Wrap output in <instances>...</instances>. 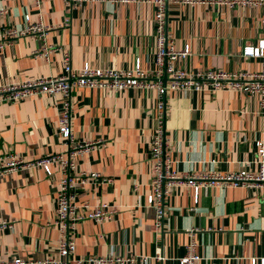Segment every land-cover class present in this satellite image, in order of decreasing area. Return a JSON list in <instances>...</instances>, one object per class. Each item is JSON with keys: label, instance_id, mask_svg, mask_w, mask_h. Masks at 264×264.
I'll return each instance as SVG.
<instances>
[{"label": "crops", "instance_id": "obj_1", "mask_svg": "<svg viewBox=\"0 0 264 264\" xmlns=\"http://www.w3.org/2000/svg\"><path fill=\"white\" fill-rule=\"evenodd\" d=\"M31 21L60 25L47 44L56 49L49 60L32 54L43 40L28 36L0 50V86L63 70L64 52L71 66L155 68L154 5L151 3H85L67 10L63 0H0V28H21ZM259 7L231 8L217 4L168 1L167 31L174 47H189L179 67L259 71L260 58L243 56L246 45L264 38ZM67 20V25H62ZM156 90L74 88L69 94L70 129L77 141L104 140L75 160L74 175L96 172L111 182L88 177L73 189L75 204L108 203L112 219H85L73 232L74 260L89 255L148 256L147 264H178L195 243L196 264H250L264 258V188L175 182L164 202L161 226L148 204L153 177L150 141L155 124ZM61 95L35 94L0 102V155L16 153L34 162L48 153L67 156L68 145L58 133ZM258 94L233 90L176 91L166 95V151L179 175L256 171L255 142L264 138V114ZM59 164L51 172L38 165L0 174V260L18 256L43 259L57 253L55 197ZM156 255L162 259H156Z\"/></svg>", "mask_w": 264, "mask_h": 264}, {"label": "built area", "instance_id": "obj_2", "mask_svg": "<svg viewBox=\"0 0 264 264\" xmlns=\"http://www.w3.org/2000/svg\"><path fill=\"white\" fill-rule=\"evenodd\" d=\"M169 0H63L67 10H75L85 3H104L114 5L127 3H151L154 5V47H155V69L150 72L141 67L137 60L132 68H92L87 64L76 70L71 66L70 54L64 52L63 70L58 76H44L20 83L0 86V102L22 100L35 94L61 95L58 133L68 145L67 156L62 153H48L35 160L26 162L16 153L0 155V174L11 172L20 167L28 165L41 166L46 173L51 172V166L59 164L61 177L55 197V220L54 225L58 229L57 253L43 259L21 258L18 256L7 260H0V264H69V257L74 253L75 243L73 232L76 225L85 219L96 222L112 219L116 210L108 203H100L91 206L87 201L77 205L72 200L73 189L76 183H84L88 177L98 179L100 182H111L110 178L102 177L99 173L87 174L81 172L74 175L72 172L76 166V158L91 149L94 145H104V140L90 142L77 141L70 129V101L69 94L74 88L107 89L119 92L128 88H145L156 90L155 124L150 141V156L152 160L153 177L151 192L147 196V202L156 213V226H161L164 215V202L170 193V187L175 182H183L193 185L198 189L196 181H204L206 184L215 185L225 183L232 186H243L249 188H264V138L255 142L257 155L256 171L242 169L227 174H191L179 175L172 169V160L166 151L167 138L165 135V118L167 93L176 91H216L233 90L244 94H258L260 97V110L264 114V38L259 40L256 46L246 45L243 47V56L260 58L262 68L259 71H226L222 69H198L189 71L179 67V61L189 53V47L176 49L174 37L167 31V3ZM174 3H183L189 6L195 4H217L218 6L231 8L259 7L260 26L264 33V0H170ZM24 25L19 28L15 26L0 28V50L6 46H12L15 41L28 36L31 39L43 40L39 49L33 50L35 56H42L49 60L51 52L56 48L47 44L45 37L47 33L60 25L45 24L41 20L31 21L29 14L24 15ZM68 22L62 23L67 25ZM15 220L0 222V228H11ZM195 243L187 246V251L179 259L178 264H196L199 259L195 252ZM156 259H162L156 255ZM148 256L143 255H117L107 256L89 255L74 260L76 264H147ZM250 264H264V258L258 260L253 258Z\"/></svg>", "mask_w": 264, "mask_h": 264}]
</instances>
